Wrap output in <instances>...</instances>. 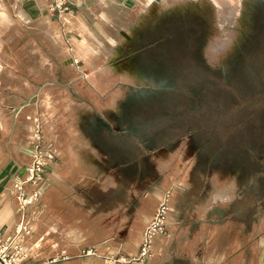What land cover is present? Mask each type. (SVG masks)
I'll return each mask as SVG.
<instances>
[{
    "label": "rangeland",
    "instance_id": "obj_1",
    "mask_svg": "<svg viewBox=\"0 0 264 264\" xmlns=\"http://www.w3.org/2000/svg\"><path fill=\"white\" fill-rule=\"evenodd\" d=\"M3 1L0 93L7 95L0 97V116L32 97L38 82H65L56 90L57 124L63 127L66 110L77 115L84 105L114 121L121 130V191L133 187L135 167L148 178L159 176L152 182L162 191L154 215L170 191L167 226L173 203L187 192L198 195L200 205L225 204L241 193L251 203L264 195V0ZM40 136L34 155L38 134L31 135L19 155L21 165L10 168L7 186L13 176L27 177L40 158L46 162L43 153L59 156ZM232 159L249 176L236 178ZM48 167L41 169L49 174ZM60 204L59 197L52 199V217ZM138 207L137 217L129 216L130 226L121 229L127 250L138 246L140 237L142 243L154 217L146 215L149 203ZM20 217L9 230H0V239L16 241L22 226L33 230L27 217ZM162 235L166 230L157 237ZM53 236L52 246H41L40 259L47 264L66 255L65 232L52 229ZM77 248L78 257L99 255L94 247ZM26 254L25 264H35L30 246ZM139 254L121 259L110 253L104 260L140 263L146 258Z\"/></svg>",
    "mask_w": 264,
    "mask_h": 264
},
{
    "label": "crops",
    "instance_id": "obj_2",
    "mask_svg": "<svg viewBox=\"0 0 264 264\" xmlns=\"http://www.w3.org/2000/svg\"><path fill=\"white\" fill-rule=\"evenodd\" d=\"M63 84L65 82L56 79L38 82L32 97L7 113L1 112L0 230H9L21 218L6 187L10 168L21 165L19 155L29 145L31 135L39 125L44 145L59 156L46 175L40 199L26 215L33 228L27 246L35 256V264H47L40 259L43 257L41 246H52L56 241L52 229L63 230L68 240L62 250L66 255L55 261L58 264H105L104 258L110 253L114 258L137 257L141 237L138 246L127 250L121 229L130 226L129 216L136 214L137 217L139 203H149L151 207L146 210V215L150 218L154 215L162 194L160 187L152 183L157 178L154 174L148 178L135 167L133 187L122 192L120 127L89 105L81 107V113L77 115L66 110L63 127L57 124L60 116L56 115V90ZM6 95L0 93V97ZM70 103L72 105V99ZM21 126L24 131L20 130ZM239 163L238 167L236 164ZM239 163L235 164L233 159L229 163L239 174L236 178L245 175ZM157 180H160L159 176ZM138 182L140 190L137 189ZM189 193L184 194L180 203L179 198L173 203L166 236L154 240L151 257L133 264H264V195L257 196L251 203L247 194L241 193L225 204L211 201L208 205H200L199 196L191 198ZM123 196L126 198L122 199ZM55 197L61 200V207L52 217V199ZM126 209L128 215L122 218ZM149 221L147 219L146 223ZM176 221L180 224L175 226L172 223ZM79 246L82 252L94 247L99 255L81 254L78 257Z\"/></svg>",
    "mask_w": 264,
    "mask_h": 264
},
{
    "label": "built area",
    "instance_id": "obj_3",
    "mask_svg": "<svg viewBox=\"0 0 264 264\" xmlns=\"http://www.w3.org/2000/svg\"><path fill=\"white\" fill-rule=\"evenodd\" d=\"M57 1L60 0H50L51 3ZM60 5H62V3ZM66 10L67 9L62 11V13H65ZM36 133L38 134V144L36 146V152H33L34 155H37V149L40 148L42 143L39 126L36 127ZM39 153L42 154L40 151ZM43 154L45 155L44 160L46 162H41L43 160L40 158L37 161V166H34L28 170L27 177L22 178L20 176H16L11 181L12 185L6 187V192L10 193L18 201V212L22 217H26L30 208L40 199L44 191L47 174L41 169V166L51 167L52 161L56 159L52 153V150H49L47 154ZM170 199L171 192L167 191L163 195L153 219L145 229L138 259L151 257L154 240L157 236L165 232L168 224V215L170 212ZM22 227L25 231L26 226ZM24 231L21 232L20 237L16 241L10 237L0 239V261L2 264H25L27 257L26 249L28 237L33 233V230Z\"/></svg>",
    "mask_w": 264,
    "mask_h": 264
},
{
    "label": "bare ground",
    "instance_id": "obj_4",
    "mask_svg": "<svg viewBox=\"0 0 264 264\" xmlns=\"http://www.w3.org/2000/svg\"><path fill=\"white\" fill-rule=\"evenodd\" d=\"M22 14V13H21ZM21 14H20V16H21ZM25 16V15H24Z\"/></svg>",
    "mask_w": 264,
    "mask_h": 264
}]
</instances>
